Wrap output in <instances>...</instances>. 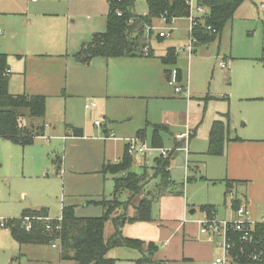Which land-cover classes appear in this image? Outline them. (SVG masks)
<instances>
[{"label":"rangeland","instance_id":"rangeland-1","mask_svg":"<svg viewBox=\"0 0 264 264\" xmlns=\"http://www.w3.org/2000/svg\"><path fill=\"white\" fill-rule=\"evenodd\" d=\"M261 3H264V0L242 1L222 27L220 34L216 35L217 37L207 44H199L193 47L192 52L185 49L189 40L187 33L189 21L187 17L174 18L168 24L163 23L161 20L155 21L154 19L155 26H169L173 30L169 36L157 41L155 39L157 29L151 30L149 33H146L145 29V35L148 37L146 40H150L151 47L154 49V57L146 58L142 55L144 57L142 59L152 61L150 65L142 68L144 70L143 75L134 79V83L137 84L138 82L139 85L143 81L142 88L139 91L125 93L120 98L111 99L106 104L92 96V92L87 86L91 81L90 74L87 72L90 69L85 64L75 61L74 54L76 51L71 53L69 58L71 60L69 61L73 67L69 64L66 69L68 86L75 85V80H79L81 86L86 88V91L81 93L80 96L83 97L80 99L67 100V109L71 110L75 122L79 125L81 124L80 126L86 130L87 135L95 138L101 133L104 122L99 127L95 126L93 121H104L100 113L103 110L106 113V124L104 127L109 129L117 127L118 130L113 129L112 131L110 129V132L114 133L117 139H123L125 136L134 137L136 136L134 133L138 128H145V137L149 141L152 124H165L166 127L168 126L169 133L163 134V147L168 148L175 146L176 142L173 136L184 130L186 122H188L187 125H191L190 129L192 130V125L200 122L203 118L204 124H200L199 128H197L196 136L189 139L191 140L189 148L194 150L192 144L195 138L196 147H199L202 137L204 138L202 144L206 146L207 135L204 127L208 125L210 118H215L219 113L226 114L229 117L232 135L239 132L254 135L250 131L251 123L255 125L262 123L264 126V98H260L264 97V9L260 8ZM133 12L135 14L146 13V1L134 0ZM100 26L103 28L100 31H103L105 29L104 23H101ZM70 28L75 29V23L71 24ZM167 47H173L176 50L175 64L168 65V67L180 69L182 73L181 80H184L186 85H188L179 94H175L173 86L166 81L162 63L158 60L160 59L158 56L165 55ZM8 58L10 59V57ZM8 58L7 62L9 64ZM101 59L106 61V57ZM15 61L11 60L13 66L19 64ZM221 61L225 62V68H221L218 65ZM140 65L138 66L140 67ZM157 65L160 67L161 72ZM109 69L110 73H113L114 68L110 66ZM103 81L105 82V80ZM10 82L11 85L9 86L8 81V88L12 91L14 86L18 85V79L14 78ZM63 90L64 87L59 90V94ZM187 90L195 93L189 105L180 99L187 95ZM91 101L96 102L98 105L100 103L98 110L85 108V104ZM47 107L43 118L23 116L21 117V124L31 128V126L36 127L47 122L52 126H56V128L52 131L47 126L44 136L68 135V139L50 137L48 139L49 143H47L48 140L37 136L31 143L20 146L7 139L0 138V220L19 219L21 209L34 207L38 200L43 201L41 204L49 207L50 217H56L60 214L63 202L65 205L71 202L72 196L70 197L69 195L74 192L73 190H89L98 182L101 185L103 184L105 188V198H110L109 194L113 189L112 176L108 174L104 178L100 172L101 165L97 167L96 163L100 159L98 145H87L86 150L83 149L84 142L77 141L79 137L70 136V131L65 127L64 111L66 110V101L63 103V98L62 100L57 98L55 101L48 102ZM196 117H198V121L195 120ZM245 120L248 121L246 128ZM235 123L236 125H234ZM175 124L182 125L183 128L181 129ZM105 143L113 145L111 148L109 147L110 149L108 148V156L111 162L115 163L121 157L123 141L108 140ZM101 144L104 145L102 141ZM182 153H178L181 157L175 156L170 160L171 180L182 184L181 191L184 194L188 185L194 189L196 194L205 192L211 198H213L211 192H216V197L220 200L219 205L224 207L223 191L221 193L222 186L199 180L200 174H194L195 171H192L195 170V167L186 173L185 164L182 162ZM132 159L131 171L137 174L143 173V194L146 195L148 192H152L154 195L155 193L158 194L159 192L157 191L154 193L158 179L155 178L154 171L151 168L154 159L146 161L147 165H143L144 161L138 155H132ZM188 160L191 166V156H189ZM193 174L195 175V180L190 179ZM64 175L66 178L65 182L63 181ZM196 183L202 184V186ZM65 186L68 192L72 189V192H69L70 194L64 193ZM166 192L169 191L167 190ZM127 196V192L124 191L119 199L125 200ZM141 196L139 195L138 199ZM159 197L152 202L151 220L153 218L158 220L159 218V202H157ZM72 198L74 204L78 207L84 206V201L79 200L77 197ZM136 199L131 204H135ZM228 202L227 196L226 203ZM89 205V207L93 206L91 202ZM133 208H127L131 216L135 212ZM196 213L199 214V211ZM17 221L12 220V222ZM5 229L0 227V264H27V258L20 257L16 249L10 246L13 241L9 233L4 231ZM111 232L112 228L107 223L104 236L108 237ZM178 235H180V232ZM52 242L58 243L51 238L48 243L51 245ZM170 244L175 245L174 241ZM156 245V257L158 258L163 246ZM56 247L60 249L59 245ZM48 249L51 253H55L53 255L57 257V251ZM31 250H35V248L30 249V252ZM114 253L121 256L118 264H130L129 259L132 258L128 255L134 252L128 248L116 247L108 251L109 257L117 258ZM214 253L215 255L212 258L205 259L202 262L192 259H174L167 262V264H213L215 257L221 255V251L216 250ZM57 263L58 261L55 260L54 263L50 264ZM34 264L46 263L34 262Z\"/></svg>","mask_w":264,"mask_h":264},{"label":"crops","instance_id":"crops-1","mask_svg":"<svg viewBox=\"0 0 264 264\" xmlns=\"http://www.w3.org/2000/svg\"><path fill=\"white\" fill-rule=\"evenodd\" d=\"M261 5L260 8L264 9V3H261ZM107 12V0H0V53L5 54L7 58L10 57V59L8 58L9 64L7 62L9 86L11 85L10 81L12 79H18V85L14 86L12 91L8 88L9 94L44 95L46 97V111L48 102L55 101L57 98H61L62 100L63 98V103L66 101V110L64 111L66 129H68L67 126L82 129L83 134L81 136H70L79 137L77 141L84 142L83 149L87 150V145H98L100 159L96 164L97 167L101 165L100 172L104 178L108 174L103 173V167H105L106 163H113L108 156L109 149L113 145H107L105 142L108 140L123 141L122 157L124 150L126 151V142L124 139L130 138V136L117 139V136L110 132V129H112V131L113 129L118 130L117 127H112L110 129L104 127L106 124V113L104 110L100 112L104 118V121H101V125L99 126L101 127L104 122L101 133L98 134L96 138L87 135L86 130L80 126L81 124L79 125L75 122L71 110L67 109V100L71 101L72 99L76 100L82 98L83 96L80 95L86 91V88L81 86L79 80H75V85L69 87L66 69L69 64L73 67L72 63L69 61L71 60L69 59L71 53L77 52L83 43L91 39L94 33L105 31ZM73 23L76 25L75 29L70 28V25ZM101 23H104L105 29L103 31H100L103 29L100 26ZM151 50V55L143 56L146 58L154 57V49L152 47ZM161 56H163V54L158 56V58H161ZM98 57L100 56L92 58L88 64H85L86 67L90 69V71L87 72L90 74L91 81L87 86L92 92V96L96 97L97 100H100L104 104L111 99L120 98L122 95H125V93L139 91V89L142 88L143 81H141L139 85L138 82L137 84L134 83V79L141 77L144 73L142 68H145L152 62L149 59H142L144 58L142 55L111 57L106 58V61L101 59L104 57ZM12 59L16 60L15 62L19 64L13 66L11 63ZM158 60L162 63L161 59ZM139 64H141L140 67L138 66ZM110 66L114 68L113 73H110ZM162 66L164 77L168 84L173 86V92L175 94L181 93L184 91V87H188L184 80H181L182 73L180 69H171L168 65H164L163 63ZM158 68L161 72L159 66ZM74 79L76 78L74 77ZM103 80H105V82ZM62 87H64V90L59 94V90ZM176 87H180L181 90L176 91ZM187 91V95L180 99L189 105L195 93L189 90ZM260 98L264 97L262 96ZM91 102L92 105L85 108L98 110L100 103L98 105L96 102ZM195 120L198 121V117H196ZM203 120L194 123V125H192V130L190 129L191 125H187L188 122L184 124V130L185 125H187L192 131L190 138L196 136L198 132L197 128H199L200 124H204ZM215 120H221L226 124L227 139L223 146V151L220 154L210 155L206 152L208 148V132ZM43 125L44 133L47 126L50 127L52 131L56 128V126H52L47 122H44ZM159 125H161L162 128L155 133L154 127L158 126V124H152L149 141H147L145 137V128H138L134 135H138V132L142 131L141 137L145 139L149 145L164 146L163 134L169 133V130L168 126L166 127L165 124L160 123ZM175 125L181 127V129L183 128L182 125ZM234 125H236V123ZM246 126H248L247 120H245V128ZM204 128L207 135L206 146L202 144V140L204 139L202 137L199 142V147H196L195 138L192 144L194 150H190L189 144L191 140H189L188 153L186 157L184 153H182V162L185 164L186 161V173L188 170H192V168L195 167V170L192 171H195L194 174H200L199 180H204L210 184H220L222 186L221 193L223 191L224 207L219 205L220 200L217 199L216 192H211L213 194V198H211L205 194V192L196 194L194 189L188 185L184 194L183 191H181L182 184L172 180V188L177 192L169 191L159 197L157 200V202H159L158 211H160L158 220H154L152 217L153 219L151 221L131 222L127 221L125 218L121 227L122 234L126 237L137 238L145 241V243L154 242L158 245H162L163 247L159 257L157 258L155 255V258L161 260L162 264H167V262L173 261L174 259H192L197 262H202L205 259L212 258L216 250L219 252L221 251V248L217 245V239L213 242L208 241L206 236L199 232L197 219L202 218L205 213H208L209 216L213 213L214 217L217 219H231L235 217V208L233 204L235 203L239 206L242 203H246L249 216L252 220L258 221L264 217L263 124L258 123L255 125L251 123L250 131L254 133V135L243 134L242 132L232 135L229 117L226 114L219 113L215 118H210L208 125H205ZM44 133L40 137L46 140L50 137L61 138L63 140L68 139V135L44 136ZM110 134L115 137V139L106 138V136ZM173 138L176 142H174V147L179 146L180 141L175 139V135ZM153 140H156L160 144H153ZM101 141L104 145L101 144ZM47 143H49V140ZM178 153L180 154L181 151L172 152L171 158L180 156ZM136 155L142 158L144 161L143 165L148 164L146 163L148 160L142 155ZM189 156H191L192 159L193 165L191 164V166L189 165ZM120 158H118L116 162H118ZM101 159H103L102 162ZM170 170L169 167V173ZM194 174L190 179L195 180ZM63 181H66L65 175ZM227 182L231 183V188L230 192L225 195ZM198 185L202 186V184ZM73 191L74 192L70 194L69 192H72V189L68 192L66 186L64 188V193H69L70 195H67L70 197H77L79 200L84 201V206L78 207L74 204L73 198L71 197V202H68L67 205L63 202L61 208L63 206H73L75 215L79 217H94L101 215L102 208L96 202L106 197L103 184L101 185L98 182L89 190ZM112 192L113 189L109 194L110 196ZM23 196H25V194H23ZM227 196L229 199L228 203H226ZM90 202L93 204L92 207H89ZM41 203H43V201L38 200L34 207L22 208L19 215H36L38 213L50 217L49 207ZM203 206L213 207L214 211L209 213L207 210H201L200 207ZM129 207L133 208V205ZM128 209L127 215L131 216V214L128 213ZM39 211L42 213H39ZM197 211H199V214L196 213ZM12 220L17 219H6L8 228L4 231L8 232L12 238L13 243H10V246L16 249L20 257L27 258V264H34V262H45L46 264H50L54 263L55 260L58 261L57 264H60L59 249L57 247H52L48 242L42 240H27L21 242L15 239L11 233V227L13 225L16 226L15 224H18V221L12 222ZM179 232L180 235L177 236ZM172 241H174L175 245L170 244ZM34 248L35 250H31L30 252V249ZM48 248L57 251V257H55V255H53L55 253H51ZM130 250L134 253H129L128 256L132 258L129 259V262L133 264V261L137 259L140 254L137 250ZM107 256L109 257L108 253ZM114 256L117 257L113 258L115 264H118L120 261L119 257L121 256L119 254H115ZM217 257L219 256H216L215 259Z\"/></svg>","mask_w":264,"mask_h":264},{"label":"trees","instance_id":"trees-1","mask_svg":"<svg viewBox=\"0 0 264 264\" xmlns=\"http://www.w3.org/2000/svg\"><path fill=\"white\" fill-rule=\"evenodd\" d=\"M147 12L135 14L133 12L134 0H107L108 12L106 15V29L104 32L94 33L91 39L81 45L74 54L75 61L81 64H88L92 58L100 57H121L144 55L143 49L148 47V55L152 54L150 40L145 35V27L152 25L154 19L166 12L168 19L171 17L180 18L186 16L187 10L183 0H145ZM211 7V16L204 19L205 23L214 25L217 33L208 35L202 29L198 30V43L207 44L213 41L221 32L226 21L231 17L237 6L244 0H208ZM119 13V14H118ZM162 37L156 36L160 41ZM161 61L164 65L174 64L176 61V50L172 47L166 49ZM8 64L7 56L0 53V138L7 139L14 144L25 146L33 141L37 136L44 133L43 123L31 128L21 124V117L43 118L46 111V97L44 95H11L8 92ZM70 134L81 136L82 129L67 126ZM162 128L161 125L154 127V132ZM142 131L138 132L142 136ZM227 139V127L221 120H215L208 132L207 154L217 155L223 151V146ZM153 144L159 145L156 140ZM170 153L166 158H155L152 169L155 178L158 179L154 193L143 194V176L131 171L133 163L132 156L124 150L122 158L115 163H106L103 173L109 174L113 179V192L110 198H103L96 203L101 206L102 213L94 217H79L74 213L73 206H63L61 208V228L58 232H46L44 221H33L32 229L26 231L19 224L11 227L13 237L19 241L42 240L49 242L52 238H58L60 264H115V260L107 256L110 249L125 247L137 250L140 256L133 261V264H161V260L155 258L157 245L154 242L126 237L122 234L121 220L123 217L127 221H150L151 206L155 198L163 195L167 190L176 191L172 188V180L169 173L171 160ZM226 193L230 192L231 183H226ZM126 191L128 196L125 200L119 199L122 192ZM177 192V191H176ZM142 195L138 199V196ZM136 199L135 204H131ZM133 205L134 214L128 216L127 208ZM238 204H233L236 209ZM201 210L209 213L214 211L213 207L203 206ZM43 210V209H41ZM39 213H42L39 211ZM40 215V214H36ZM41 214L40 216H42ZM23 216V215H21ZM44 216V215H43ZM110 223L113 231L108 236H104L105 226ZM20 227V228H19ZM233 240L238 237L235 233H230ZM254 243L251 251L262 248L264 250V232L262 228L255 229ZM251 246L247 249L250 250ZM239 244L235 248L240 252ZM237 264H264V257L259 261H252L242 253ZM238 258V259H239Z\"/></svg>","mask_w":264,"mask_h":264},{"label":"built area","instance_id":"built-area-1","mask_svg":"<svg viewBox=\"0 0 264 264\" xmlns=\"http://www.w3.org/2000/svg\"><path fill=\"white\" fill-rule=\"evenodd\" d=\"M119 1V0H118ZM184 5L186 6V16L189 24L187 27V33L189 40L185 49L189 52L193 51V47L197 46L198 43V30L202 29L206 31L208 35H213L217 33V29L214 25L210 23H205L204 19L211 16V7L208 0H183ZM263 6V5H261ZM119 14V13H118ZM175 17L167 18L166 12H163L159 15L157 20H161L163 23H171L172 19ZM155 22L150 26H146V33H149L151 30L154 31L157 29L156 36L166 37L169 36L170 32L173 30L172 27H159L154 25ZM143 54L148 55V48L143 49ZM221 68H225V62L221 61L219 63ZM176 91H180V87L175 88ZM92 105V102L85 105L89 107ZM95 126H100L101 121L95 120ZM192 135V131L185 125V130L175 134V139L180 141V145L168 148L163 146H152L149 145L145 139L141 136L136 135L134 137L124 139L126 142V152L128 155H142L145 159L153 160L155 158H166L168 155L174 151H181L184 153L185 157L188 153V142L189 138ZM108 139H115L111 134L106 136ZM114 163V162H113ZM112 164V163H111ZM186 165V161H185ZM246 203L240 204L235 209V217L231 219H217L214 217V214L211 213L210 216L208 213L197 219V224L199 226V232L206 236L208 241H215L217 245L221 248V256L217 257L214 260L215 264H237L236 262L240 260L239 255H245L248 259L252 261H259L264 257V251L262 248L254 249L251 251L256 239L254 237L255 229L257 227L262 228L264 232V217L258 221H254L250 218L249 212L246 207ZM61 214L56 217H47L40 215H23L20 216L18 220L19 226L29 231L32 229L33 221H44V229L48 232H58L61 228ZM0 227L8 228L6 219L0 220ZM237 234V240H233L230 237V233ZM54 241L58 242V238H55ZM239 244L240 252H236L235 248ZM58 243L52 242L51 246L56 247ZM251 246L250 250L247 248ZM239 258V259H238Z\"/></svg>","mask_w":264,"mask_h":264},{"label":"water","instance_id":"water-1","mask_svg":"<svg viewBox=\"0 0 264 264\" xmlns=\"http://www.w3.org/2000/svg\"><path fill=\"white\" fill-rule=\"evenodd\" d=\"M124 221H125V217L122 218V220H121V224H123Z\"/></svg>","mask_w":264,"mask_h":264}]
</instances>
